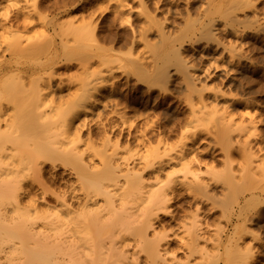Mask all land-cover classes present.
<instances>
[{"label":"bare ground","instance_id":"obj_1","mask_svg":"<svg viewBox=\"0 0 264 264\" xmlns=\"http://www.w3.org/2000/svg\"><path fill=\"white\" fill-rule=\"evenodd\" d=\"M23 1L0 0V264H220L221 261L249 264L248 260L238 257L236 261L235 253L229 249L234 236H228L226 242L219 240V245L214 246L218 250L223 246L224 254L207 249L209 237L199 216V202L213 199L209 195L213 183L202 180L189 168L200 166L197 156H191L190 146L198 142V134L192 132L172 152L157 148L130 158L121 156L126 137L144 147H151V138L147 130L137 131L129 124L127 115H112L106 122H100L102 135L92 128V114L100 106L107 109L109 104L103 101L102 94L107 87L106 77L89 72V67L92 62L104 64L112 58L108 57L111 49L104 50L90 29L82 30L79 41L89 35L90 39L80 45H84L82 59L79 58L84 75L80 87L69 102L55 104L51 95L55 69L57 65L60 67V57L69 55L75 42L65 37L66 41L58 44L49 33L56 35L59 29L57 35L62 31L64 36L70 31L73 33L74 27L69 21L46 22L47 17L43 18L39 11L41 0L29 2L31 5ZM232 1L249 3L251 0ZM118 4L121 11L127 7L125 0H119ZM36 25L49 32L47 42H44L46 39L38 42L35 38L33 42L23 43V37L19 38L18 34ZM143 41L141 37L139 42ZM179 48L178 51L175 48V55L186 66L182 54L177 56L181 53ZM45 51L49 58L45 56L46 61H40ZM25 55L34 60L24 59ZM69 56L72 58V54ZM189 65L184 67L186 73L192 72L189 68L197 67ZM206 68L204 72L210 76ZM195 72L185 73L189 78L194 74L192 79L187 77V83L190 82L187 88L190 102L196 99L199 105L189 104L190 122L210 112L213 115L215 111H207L212 105L204 97L206 84L200 79L197 81L201 75L196 78ZM215 94L211 96L215 98H210L213 105L222 97L221 93V96ZM236 95L231 96L233 101L241 100ZM49 97L53 104L47 106ZM28 116L31 123L27 121ZM29 124L33 129L27 133L23 126ZM219 128L224 135L228 134L232 130L231 121H223ZM158 137L159 144L167 142L166 136ZM237 142L251 162L258 159L252 144ZM177 165L186 170L183 177L169 178L162 184V176H170ZM48 179L60 181L62 188L51 189ZM183 195L193 196L197 202L195 213L177 223L183 235L170 238L165 232L157 231L156 225L162 216L175 220L170 205ZM175 238L180 241L178 252L184 259L169 248Z\"/></svg>","mask_w":264,"mask_h":264},{"label":"rangeland","instance_id":"obj_2","mask_svg":"<svg viewBox=\"0 0 264 264\" xmlns=\"http://www.w3.org/2000/svg\"><path fill=\"white\" fill-rule=\"evenodd\" d=\"M32 1L27 0V4ZM143 1L125 0L127 7L121 11L116 0H41L39 11L43 18L47 17L45 21L54 19L59 24L69 21L74 27L73 33L70 31L63 36L59 31L57 35V29L55 35L36 25L28 32H20L18 37L22 36V42L26 44L35 38L43 41L49 33L58 44L66 38L75 42V47L71 44L74 50L69 54L72 58L61 55V61L58 59L60 67L57 65L51 83L52 99L59 104L74 98L84 76L79 58L90 35L84 37L86 42H81L80 33L86 28L94 32L97 43L104 50L111 49L108 57H113L104 64L92 62L89 67V72L106 77L107 87L102 94L103 101L109 104L107 109L100 106L92 114V128L100 132V122H106L112 115H127L129 124H133L137 131L147 130L151 147L139 146L137 140L126 137L120 155L128 158L157 148L161 152L178 150L188 135L192 132L198 134V142L190 146L193 149L191 156H197L200 166L189 168L202 180L213 183L209 193L213 199L199 202V216L209 237L208 251L224 254L223 246L219 250L214 246L219 245V240L226 242L228 236H234L229 249L235 253L236 261L238 257L248 260L249 264H264V0L249 3L232 0ZM158 26L164 33H160ZM141 37L143 42H139ZM216 39L221 40L220 47L216 45ZM82 43L84 45L80 46ZM222 44L223 48L227 45V49L221 48ZM175 48L181 50L177 56L182 54L186 66L187 61L197 66L186 71L192 70L196 74L197 70L196 78L204 73L205 80L209 77L205 81L200 76L202 79L199 77L197 81L200 79L206 84L205 92L202 91L212 105L207 111L215 110L213 115L210 112L202 115V119L190 122L189 104L199 105L196 99L190 102L189 76L186 77V66L182 65L183 60L182 63L178 61ZM231 48H234V54H230L233 53ZM48 55L47 52L42 54L40 61H44L45 56L48 59ZM232 55L233 59L230 58ZM26 57L24 59L29 58L30 62L34 60ZM198 67L203 68L200 73ZM205 68L211 77L206 76ZM197 86L201 88L202 84L197 83ZM215 92L225 97L215 101L217 107L212 108L210 98H215L211 97ZM233 94L241 96V100L233 101ZM52 104L49 97L47 106ZM98 115L102 116L98 119ZM113 118L118 120L115 116ZM29 119L28 116L27 121ZM227 120L231 121L232 130L224 135L219 127ZM31 126L23 128L30 133ZM158 136H166L167 142L159 144ZM237 140L252 144L258 159L251 162L239 149ZM184 172L186 170L181 165L174 166L170 176H162L161 183H166L169 178L181 179ZM59 182L50 181L51 189L58 191L62 188ZM196 204L193 196H179L170 205L175 220L162 216L156 225L157 231L165 232L170 238H180L183 233L177 223L194 214ZM177 238L170 241L169 248L177 252L178 258L184 259V255L178 252L180 241Z\"/></svg>","mask_w":264,"mask_h":264}]
</instances>
